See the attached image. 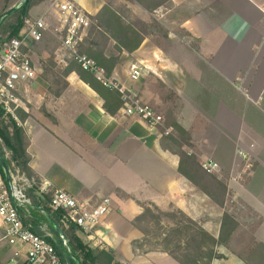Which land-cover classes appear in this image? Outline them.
I'll list each match as a JSON object with an SVG mask.
<instances>
[{"label": "crops", "instance_id": "obj_1", "mask_svg": "<svg viewBox=\"0 0 264 264\" xmlns=\"http://www.w3.org/2000/svg\"><path fill=\"white\" fill-rule=\"evenodd\" d=\"M23 1L0 0V15ZM60 1L65 0H37L30 9V19L49 23L42 46L52 44L49 39L58 31ZM68 1L89 16L106 5L105 0ZM192 8L179 26L198 38L199 50L172 32L165 46L146 37L129 57L131 65L141 67L139 79H121L164 122L168 116L190 133L191 146L185 151L201 163H219L216 174L227 188L224 205H235L239 226L251 225L264 251V0H194ZM40 42L31 45L35 68L48 56L38 53ZM54 58L67 65L63 58ZM122 65H116L115 74ZM40 67L37 77L19 91L23 116L17 121L25 130L32 173L39 183L49 182L52 189H63L90 206L105 197L112 201L110 213L84 239L113 251L119 264H180L161 250L133 252L142 237L133 221L144 204L202 218L206 230L219 236L224 206L211 214V205L217 204L179 171L180 156L166 144L159 127L152 129L121 108L115 114L106 111L103 99L76 70L54 71L59 83H50L47 76L55 80L53 70ZM52 189H28L30 202L22 211L32 215L37 233L55 238L59 234L43 210ZM4 236L0 219V264L10 263L16 249Z\"/></svg>", "mask_w": 264, "mask_h": 264}, {"label": "built area", "instance_id": "obj_2", "mask_svg": "<svg viewBox=\"0 0 264 264\" xmlns=\"http://www.w3.org/2000/svg\"><path fill=\"white\" fill-rule=\"evenodd\" d=\"M57 7L60 19L57 29L61 34V46L68 56L83 70L93 73L103 86L121 92L125 102L121 108L123 114L139 116L152 129L164 125L161 114L142 103L116 76L108 74L103 66L80 51L91 24L89 15L68 0L60 1ZM48 26L49 23L44 18L27 19L26 28L20 37L11 38L0 52V105L5 114L18 121L17 109L21 107L20 86L37 77L30 45L42 41ZM27 45L28 50L23 51ZM140 74L141 67L133 64L129 74L131 79L138 80ZM172 130L171 127L167 128L164 133L170 134ZM202 167L207 172L220 168L218 162L211 159L204 161ZM10 177L11 183L8 185L0 171V219L5 225V239L11 246L16 247L10 263L5 264H69L60 257L55 246L47 238L24 223L19 211L21 206L30 202L28 189L38 185L39 192L45 193L52 189V184L38 183L36 177H27L19 171L10 172ZM111 202L109 197H105L98 204L90 206L63 189H52L49 206L53 212L61 214L63 226L74 224L91 237L93 227L112 210ZM60 238L62 244L66 245L64 236Z\"/></svg>", "mask_w": 264, "mask_h": 264}, {"label": "trees", "instance_id": "obj_3", "mask_svg": "<svg viewBox=\"0 0 264 264\" xmlns=\"http://www.w3.org/2000/svg\"><path fill=\"white\" fill-rule=\"evenodd\" d=\"M137 1V0H136ZM140 1V0H138ZM166 0H152L153 7L161 5ZM37 0H30L27 5H19L14 12L4 18V22H0V52L11 38L20 37L22 30L26 28V20L30 18V9ZM4 13L0 15V20ZM92 25L89 31V38L86 44H82L80 51L87 56L93 58L99 65L103 66L108 74L114 72L117 64H119V55H109L106 53V45L114 40L115 48L119 52H127L130 55L142 43L145 36L140 33L135 27L125 22L124 18L112 7L105 5L100 12L95 16H89ZM30 45V44H29ZM84 45V46H83ZM31 46V45H30ZM29 46L23 48L27 51ZM76 70L80 78L89 84L103 99L104 108L111 114H115L125 104L121 94L115 90L102 85V83L94 76L93 73L83 70L81 66L72 60L67 66V72ZM172 126L178 134L181 133L183 142L191 146L189 133L183 129L178 123L173 122ZM163 131V129H160ZM180 136V135H179ZM168 139L175 140L173 134L166 136ZM0 151L5 158L7 167L10 172L19 171L27 177H35L29 167V157L27 155V141L24 128L16 119L5 114V111L0 105ZM180 156L179 171L189 179L198 190L210 197L217 205L223 207L225 203L227 188L226 185L214 173L206 172L201 167V162L198 157L183 149L177 150ZM0 171L5 178V173L0 163ZM37 179V178H36ZM39 183V180L37 179ZM31 189H38L35 185ZM49 199V195H47ZM28 204L24 205L27 206ZM21 206L19 211L26 225L32 227V215L22 211ZM45 218L48 222H55L61 227L66 245H63L59 235L55 234V238L50 235L40 234L47 238L56 248L60 257L69 264H116L115 254L111 250L95 248L88 240L83 238V231L74 224L67 226L62 225L61 214L53 212L50 206L44 204ZM159 210L158 208H156ZM149 214L151 210L146 208ZM29 215V216H28ZM143 214L137 216L133 223H137ZM187 221L193 227H196L195 221L191 217H187ZM232 224V230L237 226V222L228 212H224L221 217L220 234L218 237L212 235L203 227H197L196 234L192 241L187 244V248L182 255L183 259L174 251H166L173 258L182 264H199L198 260H206V264L217 257L215 254V245L221 236L227 231L228 225ZM139 227V225H138ZM140 228V227H139ZM190 229V227H188ZM36 232V231H35ZM198 259V260H197Z\"/></svg>", "mask_w": 264, "mask_h": 264}, {"label": "rangeland", "instance_id": "obj_4", "mask_svg": "<svg viewBox=\"0 0 264 264\" xmlns=\"http://www.w3.org/2000/svg\"><path fill=\"white\" fill-rule=\"evenodd\" d=\"M105 1L106 5L112 7L122 15L125 22L135 27L140 33L145 36V38H149L150 41H153V43L165 46L167 36L170 34L169 32H172L180 40L185 39L187 42L190 41L191 48L199 50V46L197 45V42H195L199 41L198 38H195L187 30L179 26L180 22L184 18L192 14V5L194 0H166L161 5L155 8H152V0ZM0 22L3 23L4 19H1ZM92 24L93 23L91 21L90 27L87 30L82 44H86L89 38V31ZM24 30L25 28L22 30V32H24ZM52 36L53 37L49 39V41L51 40L52 44H48L47 47L44 45L42 46V42H40V45L38 44V53L40 54L42 52V55H44V52L48 53V56L46 55L47 57H44L39 61V66L45 69L47 68L53 70L52 78H55L56 74H64L67 72V66L73 59L68 56L65 50H62V47H60L61 34L57 31V33L53 34ZM114 43V40H112L109 44L106 45V53L109 55H119V64L121 65L123 64L124 60H127V63L118 67V74H115L114 72L111 74L116 76L122 84L127 86L124 80L121 78H124L126 75L128 76L130 74V69L133 65L130 64L131 58L129 57H131V55L128 56L127 54H125V52H119V50L115 48ZM54 56L57 58H63V62L67 65L65 66L61 63H58L55 60L56 58H54ZM39 66H37L38 68L36 69H39ZM54 71L56 72V74H54ZM47 79L50 80V83H59V78H55V80H52L47 76ZM183 79L186 80V77L183 76ZM27 83L29 82L23 84ZM118 92L121 94L120 91ZM121 96L123 99L122 94ZM19 97L21 99L20 105L22 107L24 98L21 97L20 92ZM21 107L17 109L18 117L23 116V110L21 109ZM165 117H167L166 122H164V125L159 127V130L163 129V131H159L160 135H162L166 139V144L170 147H173V149H175L176 151L180 149L185 150L186 146H188L183 142V138L185 137H183L181 133L178 134V131H175L172 126V121L168 118V116ZM180 126L184 129L182 125ZM170 127L173 128L171 133L175 137V140L168 139L166 137L168 134L164 133L166 132V129ZM196 127L197 129H202L201 125H196ZM199 133L201 134V130H197V134ZM181 136L183 138L180 139L179 137ZM220 169L221 167L219 168V170ZM219 170L209 173H214L215 175H217L216 172H218ZM143 206L144 210L142 214L144 213V215L141 216L140 219H137V223H133L134 226L138 228L142 233L141 240L134 244L135 251L133 252L135 254L140 255V253H143L145 250H161L164 252L171 250L177 253L180 256V259H183L184 257H182V255L187 248V244L192 241L193 236L196 234L197 227H203L204 229H206V224L202 218L194 220L196 223V227H193L191 224H189L187 221L188 216L180 209L170 207L168 209L162 210L161 208L153 204H144ZM146 208H149L151 210L150 214L145 211ZM156 208H158L159 210H157ZM199 209L200 207H198L197 210ZM201 209L200 212L204 211ZM210 209L212 215L220 212L219 205H211ZM224 212H228L232 217H234L235 221L237 222V226L234 228V230H232V224L228 225L226 230L227 232L224 233V235L221 236L218 240V243L215 245V254L217 257L214 259L215 261L213 260L214 264H255L258 263V261L256 260H259V263L263 261L264 251H261V246H258V237L252 234L253 228L251 227V225H249L248 228H243V225L239 226V222L235 218L234 204L224 205ZM219 223L221 224V220H219ZM138 225L140 228L138 227ZM188 227H190V229ZM198 263L206 264V260L200 259L198 260ZM116 264H119V262L116 261Z\"/></svg>", "mask_w": 264, "mask_h": 264}, {"label": "water", "instance_id": "obj_5", "mask_svg": "<svg viewBox=\"0 0 264 264\" xmlns=\"http://www.w3.org/2000/svg\"><path fill=\"white\" fill-rule=\"evenodd\" d=\"M29 1H30V0H24V1L21 3V5H27V4L29 3ZM17 8H19V7H12V8H10V9H8V10L4 13V16H3L2 19L6 18L8 15H10L12 12H14ZM0 163H1L2 169H3L4 173H5V180H6V183H7L8 185H10V183H11L10 171H9V169H8V167H7V163H6V161H5L4 156L2 155L1 151H0ZM52 224H53V226H54L55 231L59 234V236H63V232H62V230L60 229V227H59L55 222H53V221H52Z\"/></svg>", "mask_w": 264, "mask_h": 264}]
</instances>
